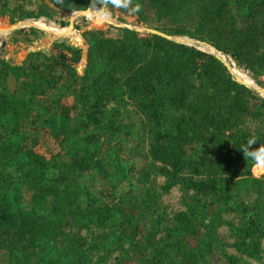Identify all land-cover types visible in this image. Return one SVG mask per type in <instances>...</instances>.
<instances>
[{"label":"trees","instance_id":"obj_1","mask_svg":"<svg viewBox=\"0 0 264 264\" xmlns=\"http://www.w3.org/2000/svg\"><path fill=\"white\" fill-rule=\"evenodd\" d=\"M89 7L205 42L264 88V0H0V17ZM116 29L0 59V264H264V173L240 149L264 147V96L196 45Z\"/></svg>","mask_w":264,"mask_h":264},{"label":"rangeland","instance_id":"obj_2","mask_svg":"<svg viewBox=\"0 0 264 264\" xmlns=\"http://www.w3.org/2000/svg\"><path fill=\"white\" fill-rule=\"evenodd\" d=\"M99 11H101V13L103 12V14L108 18H110L113 22H126L136 27L143 26L140 23H138L133 16H130L128 14L127 15L121 14L115 7H113V9H109L108 7H103L99 9ZM73 13L75 12L65 13L63 11H60L57 13L54 20H47L45 18L38 19V21H41V23L45 24V26L42 27L43 30H41V32L37 34L29 33L28 32V29L30 28L29 26H23L18 28L21 29V31H17L18 29H15L13 31L1 32L0 59H5L12 64H18L22 61V59L26 55L27 50L40 46H47V49H49L52 42L55 40H64L70 42L71 44H75V45L77 44L78 46H81L82 39L80 37V34L85 29L101 28L103 30H107L110 36H115L118 34V30L116 29V27L111 25L110 27L104 21H101V23L99 24H94L92 21L87 19L83 20L80 18L81 16H78L74 18L72 30L67 35L57 38L54 34L57 32H61L63 30L62 28L64 29L66 28L68 24V20ZM89 15L91 17H97V15L93 13ZM60 22H66L67 24L61 26ZM9 24L10 23L7 18L0 17V27H7L9 26ZM51 24L57 27L55 28L51 26ZM48 27H53V28H48ZM231 68L232 71L233 69H236L240 73L250 78L249 74L246 71L238 69L235 65L232 64ZM253 83L254 82L252 81V84ZM130 143L132 144V142ZM36 149L45 157H49L52 153H55L58 150V146L56 142L52 140L48 135L43 134L40 137ZM134 161L137 166L141 164L140 160L138 159H135ZM252 173L254 175L262 174L264 173V167H260L257 165L254 169H252Z\"/></svg>","mask_w":264,"mask_h":264},{"label":"water","instance_id":"obj_3","mask_svg":"<svg viewBox=\"0 0 264 264\" xmlns=\"http://www.w3.org/2000/svg\"><path fill=\"white\" fill-rule=\"evenodd\" d=\"M86 12H91L93 14H99L102 16V18L104 19V21L108 24V25H111V26H114V27H117V28H128V29H131V30H134L138 33H142V34H156V35H160L162 37H165V38H168V39H172L176 42H179V43H183L185 45H196V44H201L202 46H205V47H209V48H212V50H208V49H205V48H201L199 45H196L197 48L199 49H202L204 51H207L209 53H212L213 55H215L217 58H219L223 64L226 66V68L229 70V72L231 73V75L233 76L234 80H236L237 82L241 83V84H244L245 86L257 91L260 95H264V88H261L257 85H255L254 83L252 85L248 84L247 82H245L243 79H241L240 77H238L237 75H235L232 71V68H231V65L234 63L229 59V57L227 55H224L223 53L219 52L218 50L214 49L213 47H211L209 44L205 43V42H200L198 40H194V39H190V38H182V37H170L168 36L167 34L163 33V32H160L156 29H153V28H149V27H146V26H133L129 23H126V22H113L110 18H108L107 16H103V14L101 13V11H99L98 8H92V7H89L85 10H81V11H77V13H86ZM35 21H38V19H25V20H19L17 22H14V23H10L9 26L7 27H0V33L1 32H7V31H13L15 29H18L20 27H23V26H29V27H33V28H36V29H40V30H43V28L37 24H35ZM73 22H74V19L72 17L69 18L68 20V24L66 26V30L65 32L61 33L60 35H57L56 37L59 38V37H62V36H65V34L69 33L72 28H73ZM60 28V27H58ZM50 34V33H49ZM41 50L42 52L44 53H48V49H47V46H40V47H36V48H32V49H29L26 51V54L29 52V51H39Z\"/></svg>","mask_w":264,"mask_h":264},{"label":"clouds","instance_id":"obj_4","mask_svg":"<svg viewBox=\"0 0 264 264\" xmlns=\"http://www.w3.org/2000/svg\"><path fill=\"white\" fill-rule=\"evenodd\" d=\"M254 144H256V141L254 139H250L247 141L246 146H242L240 148L244 159H250L254 164L264 167V147L257 146L255 150H253L252 146Z\"/></svg>","mask_w":264,"mask_h":264},{"label":"bare ground","instance_id":"obj_5","mask_svg":"<svg viewBox=\"0 0 264 264\" xmlns=\"http://www.w3.org/2000/svg\"><path fill=\"white\" fill-rule=\"evenodd\" d=\"M89 14H91V12H86V13H77V12H75V13L72 14L71 17L74 19V18H76V17H78V16H90ZM102 14H103V12H102ZM96 15H97V17H93V18L98 19V20H100V21H104V19L102 18L101 15H99V14H96ZM103 16H105V15L103 14ZM83 20H85V19H83ZM104 22H105V21H104ZM35 24H37V25H39V26H41V27H44V26H45V24L41 23V21H35ZM48 28H53V27H48ZM62 29H63V30H62L61 32H57V33H55L54 35L57 36V35H60L61 33L65 32L66 29H64V28H62ZM67 34H68V33H67ZM67 34H65V35H67ZM196 45H199L201 48H205V49H208V50H212V48L202 46L201 44H196ZM233 73H234L235 75H237L238 77H240L241 79H243V80H244L245 82H247L248 84H252V81L250 80L249 77H247L246 75L240 73V72L237 71L236 69H233ZM239 74H240V75H239ZM263 96H264V95H263Z\"/></svg>","mask_w":264,"mask_h":264}]
</instances>
